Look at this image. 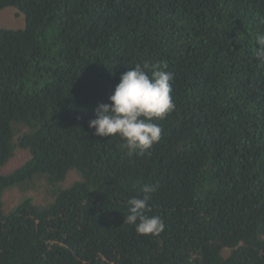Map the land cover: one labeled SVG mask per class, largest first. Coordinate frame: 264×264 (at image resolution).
Segmentation results:
<instances>
[{
    "label": "trees",
    "instance_id": "trees-1",
    "mask_svg": "<svg viewBox=\"0 0 264 264\" xmlns=\"http://www.w3.org/2000/svg\"><path fill=\"white\" fill-rule=\"evenodd\" d=\"M260 35L264 0H0V170L25 157L0 174V264H264ZM164 63L150 152L94 136L121 75ZM149 184L158 236L124 223Z\"/></svg>",
    "mask_w": 264,
    "mask_h": 264
},
{
    "label": "clouds",
    "instance_id": "clouds-1",
    "mask_svg": "<svg viewBox=\"0 0 264 264\" xmlns=\"http://www.w3.org/2000/svg\"><path fill=\"white\" fill-rule=\"evenodd\" d=\"M254 52L256 61L264 63V35L257 37ZM168 65H137L123 73L120 82L109 96V103L99 104L89 128L97 137H118L129 153L143 155L150 152L162 133L156 121L164 119L174 110L171 81L173 74ZM158 185H144L141 195L128 200L124 223L135 227L138 235L158 236L165 229L158 215L149 216L148 204Z\"/></svg>",
    "mask_w": 264,
    "mask_h": 264
},
{
    "label": "rangeland",
    "instance_id": "rangeland-1",
    "mask_svg": "<svg viewBox=\"0 0 264 264\" xmlns=\"http://www.w3.org/2000/svg\"><path fill=\"white\" fill-rule=\"evenodd\" d=\"M16 26L15 23H6L7 27ZM25 159V157H23ZM23 158L15 159L13 162H11L6 168L0 170V174H8L14 171L16 168L20 167L22 164ZM21 193L17 190L10 189L6 191V194L4 196V202H5V208L7 210H10L14 208L20 201Z\"/></svg>",
    "mask_w": 264,
    "mask_h": 264
}]
</instances>
